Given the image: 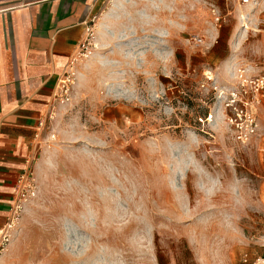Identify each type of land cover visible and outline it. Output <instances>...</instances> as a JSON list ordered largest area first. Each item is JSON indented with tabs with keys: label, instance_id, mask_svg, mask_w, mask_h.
<instances>
[{
	"label": "rangeland",
	"instance_id": "1",
	"mask_svg": "<svg viewBox=\"0 0 264 264\" xmlns=\"http://www.w3.org/2000/svg\"><path fill=\"white\" fill-rule=\"evenodd\" d=\"M240 69L264 75V0H113L68 70L5 264L264 262V96L238 142Z\"/></svg>",
	"mask_w": 264,
	"mask_h": 264
},
{
	"label": "crops",
	"instance_id": "2",
	"mask_svg": "<svg viewBox=\"0 0 264 264\" xmlns=\"http://www.w3.org/2000/svg\"><path fill=\"white\" fill-rule=\"evenodd\" d=\"M112 1L0 0V226L19 176L35 174L54 132L63 107L56 104L60 77L86 46L93 18L103 20Z\"/></svg>",
	"mask_w": 264,
	"mask_h": 264
},
{
	"label": "built area",
	"instance_id": "3",
	"mask_svg": "<svg viewBox=\"0 0 264 264\" xmlns=\"http://www.w3.org/2000/svg\"><path fill=\"white\" fill-rule=\"evenodd\" d=\"M246 71L245 69L239 70L238 84L229 91L225 101V109L228 111V122L234 131L236 140L241 143H247L258 133L259 126L253 110L264 96V76H252ZM69 72H65L59 80L56 101L57 99L62 101L68 98ZM34 190L33 172L26 170L17 180V188L10 215L7 221L0 226V264L12 240L13 230L21 216L23 206L34 193ZM255 264H264V262L258 260Z\"/></svg>",
	"mask_w": 264,
	"mask_h": 264
},
{
	"label": "bare ground",
	"instance_id": "4",
	"mask_svg": "<svg viewBox=\"0 0 264 264\" xmlns=\"http://www.w3.org/2000/svg\"><path fill=\"white\" fill-rule=\"evenodd\" d=\"M244 27H246L245 29L248 30V27H249V26L245 24Z\"/></svg>",
	"mask_w": 264,
	"mask_h": 264
}]
</instances>
